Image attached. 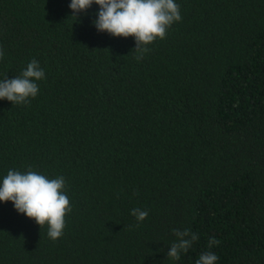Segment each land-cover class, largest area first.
<instances>
[{"label": "trees", "instance_id": "1", "mask_svg": "<svg viewBox=\"0 0 264 264\" xmlns=\"http://www.w3.org/2000/svg\"><path fill=\"white\" fill-rule=\"evenodd\" d=\"M0 0V79L35 59L26 105L0 100V183L29 168L66 181L52 241L0 201V264H264V0H176L182 20L137 61L98 32V5ZM149 215L138 222L131 211ZM198 235L179 261L173 229Z\"/></svg>", "mask_w": 264, "mask_h": 264}, {"label": "clouds", "instance_id": "2", "mask_svg": "<svg viewBox=\"0 0 264 264\" xmlns=\"http://www.w3.org/2000/svg\"><path fill=\"white\" fill-rule=\"evenodd\" d=\"M99 6L93 26L98 32L125 39L135 38V59L141 61L151 51L150 46L157 39L166 38L174 23L182 20L180 5L176 0H71L69 5L78 20L81 13H87L93 5ZM4 49L0 47V60L4 59ZM45 72L33 59L19 76L0 79V100H7L14 106L26 105L37 97V81L45 79ZM0 201L12 202L15 210L41 227L47 226V235L52 241L64 235L66 217L72 212L70 199L66 194V181L59 176L49 179L29 168L26 172L10 169L0 183ZM131 215L138 222L147 219L149 213L134 208ZM175 240L171 243L167 257L179 261L192 248L198 235L191 229H173ZM219 240L210 238L208 249L200 254L195 264H217L219 257L211 251Z\"/></svg>", "mask_w": 264, "mask_h": 264}]
</instances>
